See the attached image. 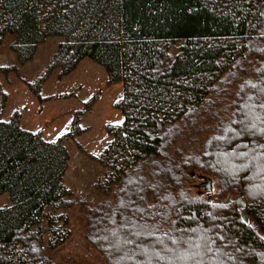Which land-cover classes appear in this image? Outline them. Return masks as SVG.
<instances>
[{"label": "trees", "instance_id": "16d2710c", "mask_svg": "<svg viewBox=\"0 0 264 264\" xmlns=\"http://www.w3.org/2000/svg\"><path fill=\"white\" fill-rule=\"evenodd\" d=\"M8 34L23 62L64 39L36 93L89 58L123 82L124 119L106 126V198L92 206L65 184L85 110L55 141L19 112L0 116V195L13 201L0 208V264H55L71 235L59 210L74 206L103 264H264V0H0V45ZM198 177L215 197L192 192Z\"/></svg>", "mask_w": 264, "mask_h": 264}, {"label": "rangeland", "instance_id": "374dc122", "mask_svg": "<svg viewBox=\"0 0 264 264\" xmlns=\"http://www.w3.org/2000/svg\"><path fill=\"white\" fill-rule=\"evenodd\" d=\"M55 37L36 47L33 57L25 62L15 49L16 35L8 34L0 45V116L10 120L16 112L21 115V125L32 132H43L48 141H55L71 130L75 115L85 110L81 122L85 132L66 141L71 159L65 175V184L72 190V198L89 205L101 203L106 196L100 190L107 169L98 156L112 140L108 124H118L123 119L116 116L120 110L115 103L124 97V88L110 83L105 68L93 60L84 59L79 67L67 76L55 69L41 84L39 94L33 89L37 80L46 75L49 63L62 43ZM92 101L90 108L85 109ZM49 118V119H48ZM204 177H198L189 188L196 195L217 194L214 181L211 195L206 194ZM13 205L8 192L0 195V208ZM69 216L71 235L54 256L55 264H103L102 255L85 237L81 206L59 210Z\"/></svg>", "mask_w": 264, "mask_h": 264}, {"label": "water", "instance_id": "95a60500", "mask_svg": "<svg viewBox=\"0 0 264 264\" xmlns=\"http://www.w3.org/2000/svg\"><path fill=\"white\" fill-rule=\"evenodd\" d=\"M204 179H205L204 186L206 187V194L211 195L213 192V188H214V182L211 178H208V177H204ZM211 200H212V198H211ZM220 203H224L225 205H228L231 203V199L228 198L226 201H223V202L221 201ZM236 203H237V206L240 210L246 209L247 205H246L245 200L242 196V192H241V195L236 199ZM243 217L248 222L247 214H243Z\"/></svg>", "mask_w": 264, "mask_h": 264}, {"label": "crops", "instance_id": "0c3cea01", "mask_svg": "<svg viewBox=\"0 0 264 264\" xmlns=\"http://www.w3.org/2000/svg\"><path fill=\"white\" fill-rule=\"evenodd\" d=\"M116 84H117V85H120V86H121V85H122V86L124 85L122 81L116 82ZM116 116L119 117V118H121V119H124V115H123L122 111H120L119 113L117 112ZM48 119H49V118H48Z\"/></svg>", "mask_w": 264, "mask_h": 264}]
</instances>
